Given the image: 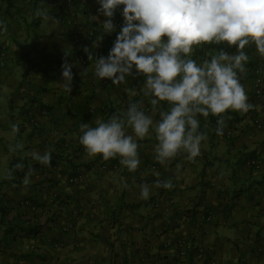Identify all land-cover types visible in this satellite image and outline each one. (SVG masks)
<instances>
[{
    "label": "crops",
    "instance_id": "0c3cea01",
    "mask_svg": "<svg viewBox=\"0 0 264 264\" xmlns=\"http://www.w3.org/2000/svg\"><path fill=\"white\" fill-rule=\"evenodd\" d=\"M44 3L58 24L35 16L45 6L42 0H0V50L6 52L0 68V210L9 212L0 226V264H205L186 259L176 245L179 239L206 248L218 264H264V252L258 251L264 247V193L254 184L264 179V132L254 127L252 110H229L236 129L220 136L210 119L198 117L208 139L195 162L180 155L160 164L154 159V135L139 141L135 172H128L118 158L103 162L100 155L89 157L79 143L80 125L107 121L130 102L143 100V107H151L143 97L145 80L135 70L119 85L93 75L95 53L97 59L107 57L123 25V6L113 18L116 30L99 41L107 18L98 12L97 0ZM79 33L93 37L77 42ZM85 47L91 49L92 61ZM245 51L249 61L241 83L248 102L256 105L253 83L257 77L264 80V58L254 45ZM215 53L203 52L195 60L200 63ZM65 59L72 65L70 94L62 86ZM82 71L87 75L82 77ZM41 106L51 110L50 117L40 115ZM32 111L37 126L30 124ZM13 123L20 126L15 135ZM17 142L24 149L9 151ZM45 151L55 167L32 159V152ZM252 160L258 163L252 165ZM17 163L24 164L23 171L14 170ZM155 164L173 187H152L149 198L141 199L139 186L156 181L150 169ZM103 165L106 170L100 169ZM30 166L35 172L25 188L22 179ZM78 173L86 180L74 186L69 179ZM58 195L62 207L51 208ZM29 201L44 206L32 211ZM204 216L208 222L198 227ZM28 225L38 226L36 234L23 230Z\"/></svg>",
    "mask_w": 264,
    "mask_h": 264
},
{
    "label": "clouds",
    "instance_id": "9594fccd",
    "mask_svg": "<svg viewBox=\"0 0 264 264\" xmlns=\"http://www.w3.org/2000/svg\"><path fill=\"white\" fill-rule=\"evenodd\" d=\"M98 12L107 19L102 22L103 34L116 30L115 13L122 8L123 25L107 57L94 63V78L108 79L114 85L125 83L127 77H144L143 97L148 98L151 115L143 107V100L130 102L126 109H117L107 121L97 119L95 126L82 123L79 143L89 157L102 156V161L119 159L128 172H135L140 164L139 141L154 135L155 157L160 164L184 155L195 162L201 155V145L208 139L200 130V120L216 117L218 136L223 135L226 121L232 119L229 110L246 114L256 108L248 102L241 83L249 61L246 46H255L264 58V0H97ZM38 7L37 18L58 24L50 15L49 6ZM98 19V17H96ZM6 31V27L4 29ZM236 46L235 54L221 48L210 59L198 63L192 59L194 46ZM93 60L91 49H83ZM70 54L65 52V57ZM62 86L72 91V65L62 64ZM87 75L86 71L81 76ZM158 115L159 119H155ZM18 123L11 125L13 135L19 133ZM23 142L9 146V151L24 149ZM32 159L50 166L51 153L32 152ZM14 170H24L17 163ZM179 171V165L177 166ZM35 172L29 167L22 179L26 188ZM7 179H13L12 170ZM124 187L128 188L125 181ZM140 198L147 200L152 187L170 190L171 179L156 180L153 185L142 183Z\"/></svg>",
    "mask_w": 264,
    "mask_h": 264
},
{
    "label": "built area",
    "instance_id": "2783aa9c",
    "mask_svg": "<svg viewBox=\"0 0 264 264\" xmlns=\"http://www.w3.org/2000/svg\"><path fill=\"white\" fill-rule=\"evenodd\" d=\"M66 2L68 4H71L73 2V0H66ZM118 26H120V24H118ZM3 29V28H2ZM93 34L92 33H88L87 36L84 38L82 36L81 33L77 34L76 36V41L80 42L82 40H90L92 39ZM225 51H227L229 54H235L236 52V46H233L232 48H227ZM80 61L83 62V58L80 57ZM6 62V52L4 49L0 50V68H4L5 67V63ZM253 92H254V97H255V102L258 103L256 104V108H254L250 113L249 116L251 118V120L253 121L254 127L261 132H264V102H263V98H264V80L261 77H257L254 80L253 83ZM261 102V103H260ZM260 103V104H259ZM259 108V110L257 109ZM144 110L150 114V107L145 106ZM36 111H32L29 113V120H30V124L32 126H37L38 125V121L35 118ZM38 113V112H37ZM41 116L47 117L49 112L46 109H43L41 112H39ZM256 114H259L256 115ZM258 162L256 160H252L251 164L252 165H256ZM101 170H106L107 166L103 165L100 167ZM151 172L153 174H155L156 176V180H160V181H165L167 180L164 176V174L161 172L159 166H157L156 164L151 166ZM86 180V176L82 173H78L77 175L70 177L69 182L72 185H76L79 186L81 185L84 181ZM26 205H28L30 207V209L32 211L35 210V207H33L31 204H29L28 202L26 203ZM209 219V218H208ZM176 245L178 246V248L182 249V255L183 256H187L188 255V246L189 243L186 239H179L178 241H176ZM196 260L199 262H203L205 259V253L203 250H199V252H197V256H196ZM212 264H218L217 262H212Z\"/></svg>",
    "mask_w": 264,
    "mask_h": 264
},
{
    "label": "trees",
    "instance_id": "16d2710c",
    "mask_svg": "<svg viewBox=\"0 0 264 264\" xmlns=\"http://www.w3.org/2000/svg\"><path fill=\"white\" fill-rule=\"evenodd\" d=\"M232 47L233 46H231V47L227 46L226 43L225 44H222V45H214V44H212V45H201L200 51L197 52V51H195L196 49H195V46H194V52H193L192 59H197V57H200L203 52L205 53V52H208L209 50H213V51L218 52L221 48H223L225 50L226 48H232ZM43 109H46L49 112V114H48L47 117H50L51 110L49 108H45V107L41 106L39 108V112H41ZM209 119L211 120L212 123H214L213 125H214V132H215V128L217 127V124H216V119L217 118L210 116L208 118V120ZM233 122H234V124L237 123V121H233L232 119L227 120L226 121L227 126L223 129V132H225L228 128L229 129H232V128L236 129L235 125L232 124ZM215 134H216V132H215ZM11 166L13 167V164ZM55 166H56V164L51 161L50 167H55ZM75 175H77V174H75ZM254 184L259 185L262 188V191L264 193V179L263 180H260V181H257V182H254ZM74 186H76V185H74ZM29 203L33 207H39V206L40 207H43L44 206V204H40L39 206H37L34 202L31 203L30 201H29ZM55 205L58 206V207H60V208L63 205L62 199H61V197H59V195H58V197L56 199L53 200L52 205H51V208L54 207ZM0 212H1L0 226H4L5 223H6V221H7L9 212L4 207L1 208ZM207 222H208V218L206 216H204V217L201 218V221L198 223L197 226L198 227H203V226L206 225ZM23 230L25 232L26 231L27 232H30V234H36V232L38 230V226H36V225H28L27 230L26 229H23ZM188 243H189V246H188V256H187L186 259H190V260L196 259L197 258L196 257L197 256V252H199V250H203L204 253H205V259L201 263L212 264V262L215 261L214 259H211L210 258L209 252H208V250L206 248L201 247V246L192 245V244H190L189 241H188ZM263 246H264V244H263ZM258 251L259 252H264V247L259 248Z\"/></svg>",
    "mask_w": 264,
    "mask_h": 264
}]
</instances>
